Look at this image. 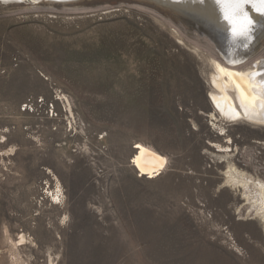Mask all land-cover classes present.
Wrapping results in <instances>:
<instances>
[{
  "label": "rangeland",
  "instance_id": "rangeland-1",
  "mask_svg": "<svg viewBox=\"0 0 264 264\" xmlns=\"http://www.w3.org/2000/svg\"><path fill=\"white\" fill-rule=\"evenodd\" d=\"M23 1L0 5V264H264L225 183L264 181V126L211 104L207 39L154 4Z\"/></svg>",
  "mask_w": 264,
  "mask_h": 264
},
{
  "label": "bare ground",
  "instance_id": "bare-ground-1",
  "mask_svg": "<svg viewBox=\"0 0 264 264\" xmlns=\"http://www.w3.org/2000/svg\"><path fill=\"white\" fill-rule=\"evenodd\" d=\"M23 0H0V5H11ZM31 5L40 3L73 4L93 0H25ZM154 4L171 11L184 26L191 19L188 14L207 20L219 28L223 49L210 39L207 42L217 57L210 58L209 100L226 118L264 126V57L259 52L264 45V2L261 0H134ZM24 2V1H23ZM191 28V29H192ZM215 47L217 49H215ZM216 50L218 52H216ZM214 54V53H213ZM133 157V167L147 179L159 176L167 159L154 149L138 144ZM226 173V187L243 193L252 209L254 219L264 227V181L253 178L231 165ZM25 236H22L24 239ZM22 241V240H21Z\"/></svg>",
  "mask_w": 264,
  "mask_h": 264
},
{
  "label": "water",
  "instance_id": "water-1",
  "mask_svg": "<svg viewBox=\"0 0 264 264\" xmlns=\"http://www.w3.org/2000/svg\"><path fill=\"white\" fill-rule=\"evenodd\" d=\"M157 1V0H152ZM189 17H191L190 20H188L189 23L193 24L194 27L189 30H194L195 32H197L199 35L206 37L208 39H210L212 42H214V44L217 46V48H221L223 49V45L220 43L219 37H220V33H219V28H216L215 25H210L207 20L201 19L200 17L198 18V16H193L191 14H188Z\"/></svg>",
  "mask_w": 264,
  "mask_h": 264
},
{
  "label": "snow or ice",
  "instance_id": "snow-or-ice-1",
  "mask_svg": "<svg viewBox=\"0 0 264 264\" xmlns=\"http://www.w3.org/2000/svg\"><path fill=\"white\" fill-rule=\"evenodd\" d=\"M201 2H203V0H201ZM217 2L219 3V0H217ZM237 3L240 2V0H236ZM261 2H264V0H261Z\"/></svg>",
  "mask_w": 264,
  "mask_h": 264
}]
</instances>
